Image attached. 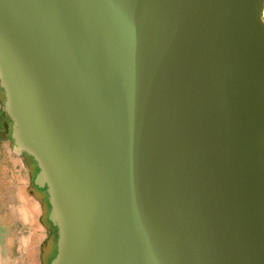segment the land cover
<instances>
[{
	"label": "water",
	"instance_id": "water-1",
	"mask_svg": "<svg viewBox=\"0 0 264 264\" xmlns=\"http://www.w3.org/2000/svg\"><path fill=\"white\" fill-rule=\"evenodd\" d=\"M0 91L50 264H264V0H0Z\"/></svg>",
	"mask_w": 264,
	"mask_h": 264
},
{
	"label": "rangeland",
	"instance_id": "rangeland-1",
	"mask_svg": "<svg viewBox=\"0 0 264 264\" xmlns=\"http://www.w3.org/2000/svg\"><path fill=\"white\" fill-rule=\"evenodd\" d=\"M4 100V95L0 91V264H50L56 256L57 231L48 220L49 204L45 192L43 194V190L34 186L38 173L36 164L26 156L17 158L12 152L11 122L2 110ZM16 163L17 166H15ZM17 179L21 182L18 183ZM18 186L27 187L25 198L32 203H24L26 207L28 206L25 210L32 219L36 217L34 221L37 225L44 227L47 238L41 252L38 250L34 253V250L30 249L28 236L32 231L23 227L24 220L18 213L10 212L9 194L12 188ZM30 192L38 196L42 206L38 208L33 203ZM35 209H37L36 212Z\"/></svg>",
	"mask_w": 264,
	"mask_h": 264
},
{
	"label": "crops",
	"instance_id": "crops-1",
	"mask_svg": "<svg viewBox=\"0 0 264 264\" xmlns=\"http://www.w3.org/2000/svg\"><path fill=\"white\" fill-rule=\"evenodd\" d=\"M17 165L18 164L16 163L15 166ZM17 182L20 183L21 180L17 179ZM26 191H27L26 186L24 188L21 186H18L17 188H12L9 194L8 204H9L10 212L18 213V215H20V217L24 220L23 227L25 229L32 231L28 236L30 242V249L34 250V253H36L38 250L41 252L42 245L46 241L47 236L44 234V227L42 225H37L35 223L34 219L36 217H33L34 219H32L28 211L25 210L26 205H24V203L27 202L32 203V201H29L28 199L26 200L25 198ZM30 196L33 198V203L36 204L37 207L42 206L41 201L32 192H30ZM26 208H28V206Z\"/></svg>",
	"mask_w": 264,
	"mask_h": 264
},
{
	"label": "flooded vegetation",
	"instance_id": "flooded-vegetation-1",
	"mask_svg": "<svg viewBox=\"0 0 264 264\" xmlns=\"http://www.w3.org/2000/svg\"><path fill=\"white\" fill-rule=\"evenodd\" d=\"M43 194H44V190H43ZM36 197H38V196H36ZM56 244H57V243H56ZM56 244H55V250H56ZM48 248H50V246H49Z\"/></svg>",
	"mask_w": 264,
	"mask_h": 264
},
{
	"label": "bare ground",
	"instance_id": "bare-ground-1",
	"mask_svg": "<svg viewBox=\"0 0 264 264\" xmlns=\"http://www.w3.org/2000/svg\"><path fill=\"white\" fill-rule=\"evenodd\" d=\"M17 158H18V157H17ZM33 208H34V206H33ZM36 210H37V209H35V212H36ZM33 211H34V209H33ZM35 212H34V213H35Z\"/></svg>",
	"mask_w": 264,
	"mask_h": 264
}]
</instances>
